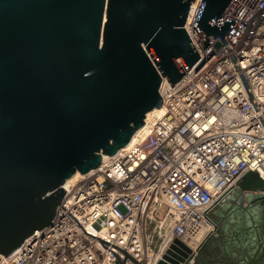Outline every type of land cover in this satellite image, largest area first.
Here are the masks:
<instances>
[{
    "label": "water",
    "instance_id": "water-1",
    "mask_svg": "<svg viewBox=\"0 0 264 264\" xmlns=\"http://www.w3.org/2000/svg\"><path fill=\"white\" fill-rule=\"evenodd\" d=\"M229 1L204 0L195 28L205 46L228 41L238 20L221 14ZM193 2L0 0V254L49 225L68 178L128 144L164 104L163 77L174 85L202 57L184 26ZM214 215L206 264H264L259 171Z\"/></svg>",
    "mask_w": 264,
    "mask_h": 264
},
{
    "label": "built area",
    "instance_id": "built-area-1",
    "mask_svg": "<svg viewBox=\"0 0 264 264\" xmlns=\"http://www.w3.org/2000/svg\"><path fill=\"white\" fill-rule=\"evenodd\" d=\"M203 2L184 25L202 57L174 85L163 77L165 113L65 182L52 222L0 264H196L221 199L250 170L264 178V0L229 1L221 14L238 20L219 49L195 28Z\"/></svg>",
    "mask_w": 264,
    "mask_h": 264
},
{
    "label": "bare ground",
    "instance_id": "bare-ground-1",
    "mask_svg": "<svg viewBox=\"0 0 264 264\" xmlns=\"http://www.w3.org/2000/svg\"><path fill=\"white\" fill-rule=\"evenodd\" d=\"M107 18V17H106ZM166 111V105L163 104L161 106H155L154 108L150 109L147 113V122H145L144 125H142L135 133H134V136L133 138L131 139V141L126 144L125 146L123 147H132L137 141H139L140 137L142 134L145 133V131L148 129V122L152 121L155 116L157 114H164ZM122 147V148H123ZM122 148L120 150H122ZM125 149V148H124ZM105 160L111 158V154L109 153H106L105 156H104ZM84 173L81 171V170H77L76 173H74L71 177L68 178V180L66 181L67 184H70V183H73L74 181H76L79 177H81ZM6 254L4 253H1L0 256H5Z\"/></svg>",
    "mask_w": 264,
    "mask_h": 264
},
{
    "label": "flooded vegetation",
    "instance_id": "flooded-vegetation-1",
    "mask_svg": "<svg viewBox=\"0 0 264 264\" xmlns=\"http://www.w3.org/2000/svg\"><path fill=\"white\" fill-rule=\"evenodd\" d=\"M240 210L242 211L241 212V215H240L241 216L240 220L243 222L244 225H247V221H246V219H247V217H246L247 216V212L246 211L247 210H246V208H240ZM243 234L244 235L241 236V239H243L244 242H245V241H247V238H246V235H247L246 230L243 231Z\"/></svg>",
    "mask_w": 264,
    "mask_h": 264
},
{
    "label": "crops",
    "instance_id": "crops-1",
    "mask_svg": "<svg viewBox=\"0 0 264 264\" xmlns=\"http://www.w3.org/2000/svg\"><path fill=\"white\" fill-rule=\"evenodd\" d=\"M216 235H220V232L218 231L217 233H215ZM208 256L206 250L204 249H201L200 253L198 254V257H197V262L196 264H206L204 262V260L206 259V257ZM212 264V263H211Z\"/></svg>",
    "mask_w": 264,
    "mask_h": 264
},
{
    "label": "rangeland",
    "instance_id": "rangeland-1",
    "mask_svg": "<svg viewBox=\"0 0 264 264\" xmlns=\"http://www.w3.org/2000/svg\"><path fill=\"white\" fill-rule=\"evenodd\" d=\"M121 207H122L123 209H126V206H125L124 204H122Z\"/></svg>",
    "mask_w": 264,
    "mask_h": 264
}]
</instances>
